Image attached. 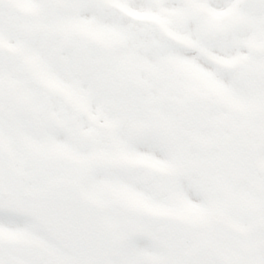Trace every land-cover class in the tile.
Segmentation results:
<instances>
[{
    "label": "snow or ice",
    "instance_id": "1",
    "mask_svg": "<svg viewBox=\"0 0 264 264\" xmlns=\"http://www.w3.org/2000/svg\"><path fill=\"white\" fill-rule=\"evenodd\" d=\"M0 264H264V0H0Z\"/></svg>",
    "mask_w": 264,
    "mask_h": 264
}]
</instances>
